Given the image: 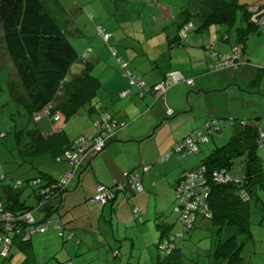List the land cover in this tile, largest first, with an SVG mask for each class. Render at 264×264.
<instances>
[{
  "label": "trees",
  "instance_id": "trees-1",
  "mask_svg": "<svg viewBox=\"0 0 264 264\" xmlns=\"http://www.w3.org/2000/svg\"><path fill=\"white\" fill-rule=\"evenodd\" d=\"M125 1L128 2V0ZM180 6L179 12L177 14L174 12L169 21L175 34L167 38L168 46H184L185 43L181 42V38L190 31L206 28L210 23H224L227 25V30L234 21L236 8L240 7V19L241 21L244 19L246 23L237 25L235 28L237 43L230 45L226 51L216 49L213 44L203 45L202 49L212 70L237 68L240 65L249 64L245 56V39L249 33L261 31L264 27V22H259L258 16L252 18L264 7V2L248 4L238 3L237 0H189V4ZM187 24H190L188 29L185 28ZM0 29L4 51L16 79H11L8 83L9 92L12 97L24 104L25 113L22 114H27L24 121L10 127L9 131L13 133L14 144L21 153H44L56 162H65L66 168L68 166L66 171L57 175L39 170L40 173L33 176L36 183L32 188L34 203H27L20 198L21 189H18L20 188L18 179L0 185V255L8 257L13 244L28 248L30 235L36 231L32 229L39 225L46 224L45 229H47L52 224L64 240L75 238L78 233L75 234L72 231L66 232L67 235L63 236L64 229L72 227L66 226L70 218L66 219L63 217L64 214L58 212L65 193L73 190L70 185L73 186L74 178L110 143L127 140L133 143L150 139L147 145L153 146L155 135L164 129L165 122L168 127L175 128L174 124L180 123L178 118L185 109V104L182 108L176 109L166 106L162 98L165 91L176 83H184L190 86L189 89L193 85L199 88L198 84H195L199 76L195 79L187 77L176 69V71H162L155 62V58L149 59L146 55L144 58L150 62L151 66L137 77L127 66L130 59L118 56L121 75H124L127 80L126 90L122 91L121 95L128 93L132 87L138 89L136 94L140 97L143 96L144 91L152 95L151 99L145 103L140 119L133 120L132 124L139 122L141 118H149L150 122L154 121L151 124L152 131L149 127L139 137L122 139L116 132L123 128L125 122L117 120L108 112L109 101L103 100V93H101V89L105 90L102 85L103 80L92 73L93 63L87 58L90 46L80 54L42 0H0ZM96 32L105 42L109 38L107 31H105L108 33L107 37H103L101 32ZM228 36L229 34L225 33L223 41H226ZM113 55L117 56L116 52H113ZM160 71H162L161 77L156 82H150L146 78ZM173 72H179L182 79L174 80ZM205 72L217 71L208 69ZM235 80V77L228 79V81ZM158 85L164 86L165 89L159 92ZM226 89L227 87L213 85L202 88L206 92H223ZM238 89L241 91L240 87ZM97 95L98 99H96ZM159 107L163 110L157 115L154 110ZM169 108L171 111H168ZM94 110L100 119L90 117L91 111ZM84 111L87 115L82 119V125L79 123V127L72 130L71 137L67 136L66 125L74 117L80 118L85 115ZM43 117L48 124L47 132L39 124L30 125L31 121L36 123ZM222 118H224L222 115L214 116L193 128L191 132H180V136L175 137L176 139L169 143L160 156L152 161L164 163L170 160L175 164L174 162L180 163L179 160H183L186 166L181 169L177 166L178 169H173V172L176 170L177 175L171 184L175 199L173 211L177 214L178 224L172 218L160 219L158 214L164 212L163 210H159L154 215L157 226H159L158 222L166 223L165 229H158L159 239L156 242L157 251L164 255L163 259L169 260L176 255L180 264H186L182 260L184 259L182 242L186 235H190L189 232L194 227L198 214L201 220L209 221L210 226L213 227L212 232L217 233L208 249H205L206 264H246L241 252L244 242L252 236L250 208L256 199L255 191L262 187L264 181L261 157L257 153V147L264 146V135H261V132L264 134V126L254 121L250 123L244 119H238L243 127L232 134L225 143L214 147L199 163L191 167L185 162L187 154L199 151L200 142H208L211 139L217 143L218 136L214 132L221 131ZM228 118L237 120V117L231 115ZM140 125L141 129L149 126L145 127L144 123ZM174 130L176 131V128ZM187 137L192 138L194 148L191 145L182 144ZM99 140H102V143L96 149L94 144ZM134 152V158H139L140 155ZM65 153L70 155L74 153L75 158L66 156ZM140 154H143V150ZM236 159L242 160L243 167L239 170V175L234 176L229 173V170ZM143 162L142 160L138 162L139 165L123 170L121 179H114L110 183H97L96 190L80 203L85 201L100 205L114 200L119 192L126 198L125 194L130 190L145 189L142 176L143 173L147 174L151 171L152 163ZM165 166L166 168L162 165L155 166L154 169L159 167L160 174L165 175L172 171V168L167 169L168 165ZM5 177L4 172H0V181ZM26 179L30 183L29 178ZM99 185L106 189L105 200L102 202L94 199ZM130 198H133L132 195H127L132 217L142 222L141 207L130 201ZM134 207L138 208V216L134 215ZM84 210L88 212L86 208ZM28 215L31 219H28ZM164 239L166 241L162 250L160 245ZM67 241L63 242V249H66L68 255L75 253L74 250L71 251L69 247H66ZM107 247L106 242L95 246L96 249L93 250L92 255H101V251ZM76 259L77 257L73 261L68 260L66 264H75ZM17 260V264L32 262L30 255L23 259L18 257Z\"/></svg>",
  "mask_w": 264,
  "mask_h": 264
},
{
  "label": "rangeland",
  "instance_id": "rangeland-1",
  "mask_svg": "<svg viewBox=\"0 0 264 264\" xmlns=\"http://www.w3.org/2000/svg\"><path fill=\"white\" fill-rule=\"evenodd\" d=\"M42 2L53 17H55L57 23L62 27L64 33L73 44H75L78 49H80L82 45L81 51L78 50L80 54L85 51L88 46H90V52L87 55L90 58L96 59L98 57L97 53H99V59L94 63L92 73L96 76L102 75V85L104 87L108 86L110 83H114V81L117 80L115 78L122 74L121 66L118 61L121 47H124L126 51L132 52L130 56L129 52H126V55L130 57V62L127 66L135 72L133 73L135 76L138 77L148 66H151L150 62L143 58L144 55L142 50L147 49L151 44V42H144V40H152L154 31L146 30L145 24H152L151 13L159 7V4L162 3L170 9L174 8L176 14L179 12L180 5L189 4V0H128L126 3L129 6H132L133 11L132 15H129L128 11L130 10L123 7L124 0H42ZM237 2L257 4L259 2H264V0H237ZM138 9L142 10L141 15H138ZM240 12V7H237L235 10L234 21L228 27L229 30H226L227 25L224 23H210L206 28L193 30L192 32L204 34L199 43L200 48H202L203 45L208 46L209 44H213L216 49L225 51L230 45L237 43L235 28L237 25H244L246 23L244 19L241 21ZM120 16L131 18V21L127 22L126 26H124V22H121ZM76 27L83 30V35L80 38L77 37L74 41ZM98 27H100L102 31H107L109 33V38L106 42L96 32L98 31L100 33ZM204 29H207V32H203ZM113 31H121V33L117 36L115 33L112 34ZM263 31L264 27L261 31L251 32L246 37L245 56L248 58L249 64L245 66L240 65L237 68H220L219 70H212L205 55H203V57H201V59L192 67L190 63L186 64L188 69L191 67L196 71H202V69H205L206 71L208 69L211 71H217L215 73L205 72L206 74L208 73V75H203L204 82L207 85H217L216 87H220L219 85L224 83L223 87H227L226 91L211 92L209 93V96L205 94L196 96L195 94H197L196 91L198 88H195V85H193V89H189L190 86L184 85V83H176L172 86V88H176L183 84L186 88L184 94L179 92L178 95L179 101H182L185 104L184 108L187 110V113H182V115H180L179 119L181 126L178 127L177 132H191L193 128L202 125V123L206 120H210L214 116L222 115L224 117L222 118L221 131L214 132V134L218 136L216 138L217 143H214L211 139L208 142H200L199 151L196 153H189L186 156L185 162L189 167L199 163L214 147L225 143L232 134L239 131L243 126L238 119H244L250 123L254 121L261 126H264ZM225 33L229 34V39L223 41L222 37L224 38ZM142 42L144 43L139 49L138 44ZM181 42L186 44L184 38ZM175 47L185 48L184 46ZM116 51L118 53H116L117 56L113 55V52ZM200 51L202 52V50ZM150 58L152 57H149V59ZM234 77L236 78L235 81H228V79H233ZM11 79L16 80L9 58L4 51L0 29V172H4L6 176L4 180L0 181V185L4 182H10L11 180L16 181L18 179L20 181V188L18 189H21V192H19L20 198L27 203H34V193L32 188L36 183L33 176L38 175L40 173L39 170L46 171L52 175H57L66 171L68 166L66 168V165L63 166V163L56 162L51 156L44 153H21L18 147L14 144L13 133L9 131L11 130L10 127H13V124L15 123L17 125L24 121L27 114H22L25 111L24 104L12 97L9 92L8 83ZM238 84L239 86H237ZM239 87L243 93L239 91ZM192 91L195 92L191 93ZM230 92H233L234 94L232 100L229 96L226 97ZM101 93L107 95V91L104 89H101ZM96 99H98V95L96 96ZM209 105L213 107L212 112H210ZM214 106H217V109H215ZM220 110L222 111L219 112ZM91 112L90 117L92 119H96V117L99 118L95 110ZM83 114H85V111ZM86 115L87 114L80 118L74 117L71 119L70 123L67 124L65 128L67 136H70L72 130L79 127V123L82 125V119L85 118ZM229 115L235 118L237 117V120H230L228 118ZM44 120H46L45 117L36 123L31 121L30 125H41ZM63 124L65 126V123ZM151 127L152 125L149 129L152 131ZM151 137L152 134L150 138ZM149 141L150 139H144L133 142L131 145L135 147L137 154L140 155L139 148L147 145ZM161 141L162 139H160L158 143H161ZM257 153L261 157V164L263 167L262 172L264 175V146L259 145L257 147ZM143 163H152L151 173L155 166L163 164L160 162H152V159L145 160ZM242 167V160L236 159L232 168L229 170V173L234 176L239 175V170H241ZM167 175L169 176L170 172ZM26 178H29L30 183H28ZM163 179L164 178L159 179L158 182L162 184ZM70 187L75 189V186H72V184ZM158 189L164 190L166 193L157 195L155 190L154 193L151 192L150 204H156L160 206V208H163L162 210L164 212L158 214L160 219L172 218L176 221L177 214L173 211L175 199L172 188L167 192L165 185H161ZM170 191L172 193H170ZM135 192L138 193L139 191L136 190ZM66 193L71 194L72 191L70 192L68 190ZM255 197L254 204H252L250 208L252 236L244 242L241 252L245 257L246 264H264V181L262 187H259L255 191ZM97 211L98 210L88 213L85 212L84 207L81 210L77 207H72L71 211H69L67 204L60 206L58 212L62 213V215L64 214V218H70L66 223L70 225L68 227H72L64 229L63 236L67 235L66 232L72 231L77 234L81 230L88 234H96L95 231L100 229L96 222L100 219V213ZM143 215L145 216V214ZM176 222V224H178V221ZM91 223L95 224V228L89 227V225H92ZM158 223V229L166 228L165 222ZM148 225L151 226L148 227ZM100 227L102 228V232H104L103 234H109L111 231L109 227L103 225V222L100 223ZM113 227L120 233L126 230L128 233L136 232L137 234H144L146 237L148 231L149 234H153L151 227L153 230L155 229L151 220H148L147 218L142 222L133 219L132 222L128 224L127 228H124L122 224L115 223L113 224ZM212 230L213 227L210 226L209 221L201 220L200 216L197 214L194 227L189 232L190 235H186L182 242L184 245V259L182 260L186 262V264L207 263L205 249H208L210 243L213 242V238L217 234L212 232ZM30 236L31 239L28 248L24 245L18 247L13 244L10 249L11 256L10 254L8 257L0 255V264H17L18 257L23 259L28 255L31 256V264H66L68 260L73 261L76 257L78 259L81 256L89 259L87 264H104L102 258H98L99 256L92 259L94 256L92 253L93 250L96 249L95 247H92V250L83 248L79 253L68 255V252L66 249H63L62 246L63 242H66L68 239H62L58 234V229H55L52 224L43 231H35L31 233ZM151 248V255L155 258V261L159 257L164 258V255L158 253L155 246H149L148 248H141L143 260H145L148 255L146 249L151 250ZM137 252L139 253V250L135 249L132 254L137 255ZM127 255L128 254H123V257L125 256L126 258ZM119 258L120 257L118 256L117 259ZM170 260L171 259H167V261ZM142 264L147 263L143 262Z\"/></svg>",
  "mask_w": 264,
  "mask_h": 264
},
{
  "label": "crops",
  "instance_id": "crops-1",
  "mask_svg": "<svg viewBox=\"0 0 264 264\" xmlns=\"http://www.w3.org/2000/svg\"><path fill=\"white\" fill-rule=\"evenodd\" d=\"M123 7L125 9H128L129 15H132V6H129L126 1L124 0ZM125 11L124 9H122ZM141 11L138 9V15H141ZM174 8L170 9L166 7L164 4H159V7L152 11L151 13V20L152 24H145L146 30L148 31H154L153 33V39L152 40H144V42L149 41L151 44L148 46L147 49L142 50L144 56L152 57L151 59L155 58V62L160 66V69L162 71H169V70H179L184 76L196 78V76H199L197 80L195 81V84H198L197 87L198 90L196 91L198 95H208L212 91H203L202 88L204 86H209L204 82L203 75H208V73H205V69L202 71H196L192 69L191 67L195 65L197 61L205 55L203 52V49L200 48L199 43L201 42L204 34L196 33V32H188L183 38L186 40V44L184 45L185 48H179L175 46H168L167 44V38L171 35L175 34L173 26H171V23L169 21L171 20L173 14H174ZM121 22H124V26H126L127 22L131 21V18H124L120 16ZM119 26V25H118ZM120 27V26H119ZM203 32H207V29H204ZM264 32V31H263ZM74 36V41L76 38H80L83 35V30L76 27ZM115 33L117 36L121 33L113 31L112 34ZM111 34V36H112ZM201 35V36H200ZM181 38V40L183 39ZM223 39V37H222ZM229 39V36L227 37V40ZM138 44L139 49L142 47L143 43ZM137 45V44H136ZM75 46V44H74ZM75 48L79 51L82 49V45L80 49H78L76 46ZM229 49V48H228ZM227 49V50H228ZM202 50V52L200 51ZM139 51V50H138ZM226 51V50H225ZM126 52H129V56L132 54L130 51H126L124 47L120 48V56L126 57L129 59L130 57L126 55ZM117 53V51H116ZM98 57L96 59L90 58L87 55V58L91 60V62L94 63L99 59V53ZM118 54V53H117ZM144 58V57H143ZM167 60V62H166ZM190 63L191 67L188 69L186 67V64ZM205 68V66H204ZM157 70V69H156ZM175 70V71H176ZM158 71V70H157ZM154 72L155 75L153 76H147L146 78L150 82H156L158 78L161 77V72ZM135 73V72H134ZM140 76V75H139ZM99 77L103 80L102 75H99ZM144 78V77H142ZM114 81V83H110L108 86L104 87L107 91V95L104 93L103 100H108L110 107L108 108V112L112 114L117 120L124 121L125 125L123 128L119 129L116 133L117 136L124 139V138H136L142 135L152 122H150L149 118H141V120L135 124H132L133 120L140 119V114L145 106V103L148 102L152 95L148 93L147 91L143 92V96H139L136 94L137 88L134 87L131 88V90L128 93H125L121 95V92L126 90L127 87V80L124 75H118ZM200 79V80H199ZM207 82V81H206ZM225 82V81H222ZM224 83L222 85H219L220 87H223ZM185 85V84H184ZM217 86V85H216ZM112 90V91H111ZM186 88L185 86H178L176 88L169 87L165 93L163 100L166 104V106H169L171 108H182L184 103L182 101H179L178 95L179 92L183 93L185 92ZM227 90V89H226ZM195 92V91H194ZM214 92V91H213ZM193 93V92H192ZM215 93V92H214ZM232 98L234 97L233 92H230L226 95V97ZM190 98V97H189ZM190 101V99H189ZM164 105V104H163ZM210 106V112H212L213 107ZM215 109H217V106H214ZM155 109V108H154ZM162 107L156 108L155 114H159L162 112ZM183 114L187 113V110H183ZM179 119V118H178ZM145 129H141V125L143 124ZM90 126V124H89ZM175 128L168 127L165 122V127L163 130L158 131L157 135H155L154 145L149 147L148 145L144 146L143 148H140L139 152L143 150V154H140L139 158H134L135 155V147L131 145V140L122 141V142H113L110 143L105 147V149L102 151V153L93 158L89 166H87L85 169H83L79 175H77L73 182V186H75V189L70 190L72 193H66L63 197L62 205L67 204V208H69V211H71L72 207H77L78 209H82L83 207L86 208V210L89 212H94L95 210H98L100 215L97 224L99 225V230L95 231L96 234H88L84 231H79L77 236L75 238H71L67 241L66 247L71 250L75 251V253L81 252L83 248H86L87 250H92V247H95L98 244L106 242L108 244L107 249H103L101 251V255H99L98 258H102V262L104 264H142L143 262L147 264H180L179 258L174 255L170 261H167L163 258H158L155 261V258L151 255V250H147L148 253L147 258L143 260L142 258V251L141 248L145 247L148 248L156 247V242L159 239V231L158 226L156 225V221L154 219L155 213H157L159 210H162L163 208H160V206L156 204H150L151 199V192L154 193V190L156 191L157 195H161L163 193H166L164 190H159L161 185H165L167 192L171 188V184L174 182V178H176V170L173 172V169H178V167H186L183 160H179L180 163L174 162L175 164L171 163L170 160L165 161L162 165V167H165V165H168V170L171 169L170 175L167 174H160L161 169L158 167L154 169L151 172L144 174L142 176V183L145 189H142L138 193L135 191H129L126 192L124 198L122 196V193L119 192L114 200L105 202L103 204H90L88 202H81L86 197L90 196L95 190H96V184L101 183H110L114 179H121L123 170H127L135 165H139L140 161L145 160H151L158 158L160 154L167 148L169 143H171L174 139L179 137L180 132H177L178 127L181 126V123L177 122L174 124ZM41 128L48 131V124L44 121L41 123ZM90 129H92L90 127ZM182 133V132H181ZM176 137V138H175ZM162 139L161 143H158V141ZM176 159V158H175ZM175 161V160H174ZM63 163V166L66 165L65 162ZM160 165V166H161ZM173 166V167H172ZM178 166V167H177ZM62 168V167H61ZM137 170L139 171V168L137 167ZM179 171V170H178ZM163 179V183L160 184L158 182L159 179ZM171 193V191H170ZM132 195V199L130 198V201L135 202L141 207V213L144 219H150L151 223L154 225L155 229L151 227L153 234H149L146 237L144 234H137L136 232H127L126 230L122 231L120 233L117 229H114L113 224H122L124 228L128 227V224L132 222L133 217L130 210V205L127 201V195ZM79 203V204H78ZM78 204V205H77ZM77 205V206H75ZM97 211V212H98ZM145 214V216L143 215ZM103 222V225L109 227L111 231L109 234H103L102 228L100 227V223ZM92 224V223H91ZM66 226H70L67 224ZM95 224L89 225L91 228L94 227ZM151 225H148V227ZM150 229V232H151ZM87 231L86 229H84ZM157 232V235H156ZM123 234V235H121ZM140 235V236H138ZM121 238V239H118ZM76 239V240H75ZM119 240V241H118ZM148 240V241H147ZM129 241V242H127ZM138 249L139 253L137 252V255L132 254V252ZM123 254H128L127 257H123ZM94 255V254H93ZM120 257L117 259V257ZM97 256H94L96 258ZM132 258V259H131ZM135 258V259H134ZM89 262V259H86L84 257H79L76 259L75 264H87ZM132 262V263H131ZM182 263V261H181Z\"/></svg>",
  "mask_w": 264,
  "mask_h": 264
},
{
  "label": "built area",
  "instance_id": "built-area-1",
  "mask_svg": "<svg viewBox=\"0 0 264 264\" xmlns=\"http://www.w3.org/2000/svg\"><path fill=\"white\" fill-rule=\"evenodd\" d=\"M260 14V15H259ZM255 16H258V21L259 22H261V23H263L264 22V7L259 11V12H257L256 14H254L253 16H252V18H254ZM260 16V17H259ZM188 25H190V24H187L186 26H185V28H187L188 29ZM98 30L102 33V35H103V37H107L108 36V33L107 32H105V31H102L101 29H100V27H98ZM172 77H173V79L174 80H181L182 78H181V75L179 74V72H173V75H172ZM157 88H159V92H162L164 89H165V87L164 86H162V85H158V87ZM168 111H171L170 110V108H169V110ZM261 135L263 136L264 134L261 132ZM204 138V137H203ZM86 142H88V141H86ZM101 143H102V140H99V141H97L95 144H94V148H99V146L101 145ZM182 144H188V145H191V146H193V144H192V138L190 139L189 137H187V138H185L184 139V141L182 142ZM192 148H194V146L192 147ZM66 154V156H70V157H72L73 156V158H75V154L73 153V154H69V153H65ZM69 158V157H68ZM57 159V158H56ZM76 160V159H75ZM74 162H76V161H74ZM67 174V173H66ZM138 185V187H140V185L139 184H137ZM105 193H106V189H104L103 188V186H98L97 187V192H96V194H94V199L95 200H98V201H104L105 200ZM133 212H134V215L135 216H138V208L137 207H134L133 208ZM28 219H31V216L30 215H28ZM46 228V224H43V225H39L38 227H36L35 229H32V231L33 230H36V231H40V230H42V229H45ZM166 240L164 239L163 240V242H162V244L160 245V247H161V249L163 250V248H164V242H165ZM169 251V250H168ZM168 251H166V252H168Z\"/></svg>",
  "mask_w": 264,
  "mask_h": 264
}]
</instances>
